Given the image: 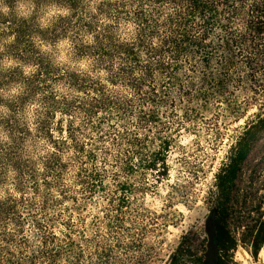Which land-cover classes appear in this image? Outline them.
<instances>
[{
  "label": "rangeland",
  "instance_id": "1",
  "mask_svg": "<svg viewBox=\"0 0 264 264\" xmlns=\"http://www.w3.org/2000/svg\"><path fill=\"white\" fill-rule=\"evenodd\" d=\"M252 4V0H229L220 6L226 17H214L209 49L193 50L186 60L182 57L172 75L159 73L154 86L165 101L160 104V118L149 117L140 125L135 114L139 99L134 96L132 107L121 114L112 110L103 117L76 119L82 128L79 137L88 147L103 148L100 136L116 128V144L108 146L114 155L129 149L120 134L126 129L131 135L137 130L144 134L148 152L159 150L162 139L171 140L164 179L157 181L158 175L148 171L143 181L136 164L139 168L131 177L136 190L133 195L131 188L127 190L133 197L117 214L108 244L93 240L107 232L111 197L118 203L126 188H121L127 177L118 164L105 167L104 191L90 196L76 183L74 199L54 208H69L66 213L77 226L74 236L81 244H69L60 235L58 244H49L50 250L41 248L30 257L21 254L11 264H55L66 250L72 253L73 264H167L173 255L178 264H202L210 217L220 220L223 232L235 242L232 249L219 252L225 264H264V243L256 252V242L264 239V130L256 135L227 198L219 188L237 142L247 139L251 126L264 118V1L255 18ZM206 60L209 66L204 65ZM118 88L132 94L125 86ZM98 152V167L104 168V154ZM114 173L119 174L116 180Z\"/></svg>",
  "mask_w": 264,
  "mask_h": 264
},
{
  "label": "clouds",
  "instance_id": "2",
  "mask_svg": "<svg viewBox=\"0 0 264 264\" xmlns=\"http://www.w3.org/2000/svg\"><path fill=\"white\" fill-rule=\"evenodd\" d=\"M154 10L161 20L178 18L179 8L171 0H0V235L12 238L0 247L4 264L43 247L39 229L13 223L17 210L27 216L30 206H42L77 181L80 161L71 141L61 137L65 143L58 147L42 131L47 114L68 105L87 108L96 93L82 83L107 86L126 67L119 50L137 43L141 15ZM21 26L29 29L23 36L17 31ZM162 40L152 37L156 48ZM105 44L115 54L101 62L95 53ZM171 55L176 53L157 58L168 64ZM144 59L148 63L147 54ZM151 73L159 78L156 69ZM77 114L84 119L87 112ZM57 159L59 166L51 168ZM49 180L51 186L41 183ZM71 256L66 250L55 264H73Z\"/></svg>",
  "mask_w": 264,
  "mask_h": 264
},
{
  "label": "trees",
  "instance_id": "3",
  "mask_svg": "<svg viewBox=\"0 0 264 264\" xmlns=\"http://www.w3.org/2000/svg\"><path fill=\"white\" fill-rule=\"evenodd\" d=\"M253 18L256 16L254 12L260 11V1L264 0H252ZM150 2V0H146ZM168 0H155L156 4H165ZM229 0H171V4L174 7L179 8L178 18H169L167 21L159 19L155 10L151 14L144 13L141 15L142 23V35L137 43L133 46H127L119 50V53L126 59V67L117 73L112 81L107 83V86H101L96 84L82 83V87L85 89L91 88L96 97L87 108L84 106L68 105L63 111H53L47 114L45 121L42 124V131L49 137L58 147L63 148L65 141H71L73 148L75 149L76 156L80 161L79 170L76 173L77 186L84 193L93 196L97 191L105 190L106 181L108 178L107 165L112 167L117 164L120 169L126 174L127 180L121 185L125 191L122 190V198L118 203L114 200L115 197H111V208H109L106 223V231L104 235L101 234V239H94L93 243L108 244L110 237L114 232L113 227L116 225L117 214L122 209L128 207L130 199L135 192L136 184L131 183L132 173L139 168L136 164L141 166L142 173L141 178L146 180L147 172L156 173L158 175L157 181L168 176V153L172 146L171 140L162 139L159 144V150H144V134H141L139 130L135 131L133 135L128 131H124L121 134V139L127 142L129 149L126 152H120V154L114 155L110 144H116L115 132L109 131L106 134L100 136V143L103 144V148L99 145H89L81 140L79 134L82 128L75 124L78 119V110H84L87 112L86 116L92 118L94 116L109 115L112 110L121 114L122 111L130 109L133 105V97L139 99L138 111L135 112L136 118L140 125H144L149 117H161L160 104H164V98L161 99L155 90L154 83L157 81V76L152 75L151 71L156 69L159 73L166 72L172 75L181 65V58L183 54H187L188 57L193 55V50L198 52L207 51L209 49L210 41V27L213 24L214 17L225 18L226 12L220 10V6L227 5ZM123 11V8L121 9ZM219 21L218 24H221ZM160 29H166L167 35L160 33ZM29 29L27 26H21L17 29L21 33V36ZM253 33H259L253 31ZM154 35H161L163 37L162 47L156 48L152 43V37ZM165 52L173 53L171 55V63L166 64L162 57ZM101 60V62L110 60L114 53L113 48L109 44L102 45L95 53ZM144 54L148 56V63H145ZM206 66L210 65V62L206 60ZM144 70V71H141ZM46 75H51L46 71ZM173 77L170 76L169 79ZM119 86H125L131 90L132 94H123L119 90ZM118 88V89H117ZM132 111V110H131ZM134 112V111H133ZM75 119V120H74ZM154 119V118H153ZM264 130V118L257 121L247 131L248 138L242 139L236 144V154L229 165V168L225 171L226 175L220 178L219 188L222 196L227 198L228 191L235 179L237 178L238 170L247 158L250 149L254 143L256 135ZM65 138V141L59 138ZM164 140V141H163ZM109 144V145H106ZM98 149L104 154L102 163L105 164L104 168L98 167L99 155ZM131 149V150H130ZM146 149V148H145ZM59 166V161L53 160L50 163L51 168ZM119 174L114 173L113 179H118ZM51 186L52 182L41 181ZM144 186L146 184H143ZM129 188L132 190V195H128ZM142 189V188H141ZM130 191V190H129ZM72 189H64L58 191L54 198H48L44 201L42 206H30L29 214L26 216L23 212L18 211V216L13 220L18 227L23 226L27 228L34 226L41 232L42 249L44 251L50 250L49 244H58L60 235L69 241V244H81V242L75 239V231L77 226L71 217L69 208L65 207L63 210L56 211L54 208L58 204L70 199H74L72 196ZM117 198V196H116ZM226 201V199H225ZM223 206V205H222ZM8 211H11L9 209ZM68 212V213H66ZM225 213V211H221ZM122 225V223H120ZM217 227V243L220 251L230 250L235 246L234 240L229 236L228 232H223L221 228L220 220L216 221ZM11 237H3L0 235V247H6V244L10 242ZM264 243V239H259L256 244V252L260 248V244ZM203 258H200L202 262ZM167 264H178L176 262V256L173 255L168 260ZM218 264H225L222 261L221 256L218 258Z\"/></svg>",
  "mask_w": 264,
  "mask_h": 264
},
{
  "label": "water",
  "instance_id": "4",
  "mask_svg": "<svg viewBox=\"0 0 264 264\" xmlns=\"http://www.w3.org/2000/svg\"><path fill=\"white\" fill-rule=\"evenodd\" d=\"M207 233V250L204 254V261L202 264H218L219 245L217 243V227L213 217L208 218L206 222Z\"/></svg>",
  "mask_w": 264,
  "mask_h": 264
},
{
  "label": "bare ground",
  "instance_id": "5",
  "mask_svg": "<svg viewBox=\"0 0 264 264\" xmlns=\"http://www.w3.org/2000/svg\"><path fill=\"white\" fill-rule=\"evenodd\" d=\"M262 255L264 256V250H263V252H262ZM264 259V258H263Z\"/></svg>",
  "mask_w": 264,
  "mask_h": 264
}]
</instances>
